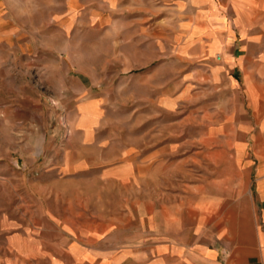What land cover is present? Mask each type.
I'll return each mask as SVG.
<instances>
[{
  "label": "rangeland",
  "instance_id": "obj_1",
  "mask_svg": "<svg viewBox=\"0 0 264 264\" xmlns=\"http://www.w3.org/2000/svg\"><path fill=\"white\" fill-rule=\"evenodd\" d=\"M41 2L0 47V264L65 262L70 244L95 262L225 245V222L193 209L233 183L247 205L264 32L228 15L217 38L195 0Z\"/></svg>",
  "mask_w": 264,
  "mask_h": 264
},
{
  "label": "crops",
  "instance_id": "obj_2",
  "mask_svg": "<svg viewBox=\"0 0 264 264\" xmlns=\"http://www.w3.org/2000/svg\"><path fill=\"white\" fill-rule=\"evenodd\" d=\"M194 4L201 9V22L208 24L210 31L215 30L219 34L215 35L217 38L221 37L220 31L229 28L228 15L232 17L238 30L264 32V0H195ZM41 9V0H0V47L5 48L14 39H24L25 35L21 32L26 29V21L31 22L26 17L41 13ZM28 29L40 30L41 24L29 26ZM212 35L214 34H209ZM252 36L255 35L249 37ZM249 41L255 42L256 38H249ZM249 58L255 59L253 56ZM260 58L264 60V56ZM245 94L248 107L256 110V99L249 87ZM257 100L258 106L264 109V98L259 97ZM262 123L264 122L261 125ZM262 138L264 141V136ZM247 174L248 186L243 190L247 199L246 207L243 208L239 199V185L233 183L228 186L227 196L217 202L215 209L213 204H208L204 212L202 209H193L195 218L204 214L210 221L216 217L215 222H225L226 243L221 244L220 248L209 249L203 246L206 244L204 243L201 247L192 248L193 252L189 253L194 255L192 258H187L186 249L181 248L173 261H170L169 256L165 258L166 261H137L131 257L128 262H123L122 250L119 249L114 252L112 260L103 258L95 262L90 256H81L86 250L79 248L75 251L74 244H70L61 248L68 257L65 262L58 264H264V150L259 152L254 167L252 170L249 167ZM218 254L222 262L218 260Z\"/></svg>",
  "mask_w": 264,
  "mask_h": 264
}]
</instances>
